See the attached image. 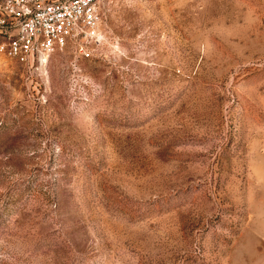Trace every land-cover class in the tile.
<instances>
[{
    "label": "rangeland",
    "instance_id": "1",
    "mask_svg": "<svg viewBox=\"0 0 264 264\" xmlns=\"http://www.w3.org/2000/svg\"><path fill=\"white\" fill-rule=\"evenodd\" d=\"M100 5L0 54V264H264V0Z\"/></svg>",
    "mask_w": 264,
    "mask_h": 264
},
{
    "label": "built area",
    "instance_id": "2",
    "mask_svg": "<svg viewBox=\"0 0 264 264\" xmlns=\"http://www.w3.org/2000/svg\"><path fill=\"white\" fill-rule=\"evenodd\" d=\"M100 9V0H3L0 54L31 65L74 45L91 57L102 40Z\"/></svg>",
    "mask_w": 264,
    "mask_h": 264
}]
</instances>
